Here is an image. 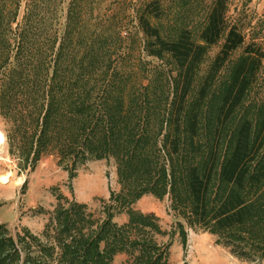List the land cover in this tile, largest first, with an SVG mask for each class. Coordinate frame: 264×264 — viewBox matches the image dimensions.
Wrapping results in <instances>:
<instances>
[{
  "label": "trees",
  "instance_id": "trees-1",
  "mask_svg": "<svg viewBox=\"0 0 264 264\" xmlns=\"http://www.w3.org/2000/svg\"><path fill=\"white\" fill-rule=\"evenodd\" d=\"M47 3L0 0V115L11 121L13 134L20 136L19 150L27 148L31 164L52 151L58 154L59 163L69 159L73 168L80 159L113 157L119 178L135 179L136 184L117 197L115 209L105 205L100 223L88 219L85 204L71 201L58 207L57 203L56 224L52 233H45L46 243L23 233L21 240L28 242L29 249L24 259L20 258V241L5 235L0 224V264H112L116 255L134 253L137 255L131 264H167L165 249L170 244L159 248L153 240V233H161L155 215L131 208L143 193L161 195L159 189L166 185L156 170L155 134L159 125L153 122L150 105V97L160 94L149 92V83H140L127 93L118 83L125 76L114 65V43L105 38L96 49L95 43L90 44L81 53L76 44L72 45L73 32L80 23L77 7L67 10L64 30L57 34L46 18ZM162 14L161 0H149L140 8L137 23L145 39V54L158 60L168 58L174 67L168 114L165 120L161 118V126L165 125L163 146L168 155L179 153L180 126L186 117L189 146L185 175L192 220L196 226L216 233L219 244L233 257L264 264V101L258 107L257 121L245 118L236 127L232 147L219 170L226 188L221 195L208 198L222 132L248 91L261 75L264 77V16L246 41L237 18L229 16V0H213L196 43L186 27L179 29L174 39L162 37L150 22L159 20ZM57 42L54 58L47 61V54ZM218 44L219 51L197 99L186 109L207 47ZM66 49L71 51L67 54L71 69L66 66L62 71ZM239 49L241 55L232 67L215 114L212 143L201 160L202 145L195 140L200 108L208 90ZM67 71L72 74L68 76L64 73ZM143 163L146 167L140 171ZM74 176L73 171L69 179ZM169 184L172 189V180ZM122 211L128 219L119 225L113 218ZM252 225L256 229L249 232L250 237L242 231L224 235L233 228ZM32 251L37 255L31 256Z\"/></svg>",
  "mask_w": 264,
  "mask_h": 264
},
{
  "label": "rangeland",
  "instance_id": "rangeland-1",
  "mask_svg": "<svg viewBox=\"0 0 264 264\" xmlns=\"http://www.w3.org/2000/svg\"><path fill=\"white\" fill-rule=\"evenodd\" d=\"M148 1L48 0L49 11L46 18L57 34H61L67 19V10L73 6L77 7L80 23L73 32L72 45L76 44L79 51L83 53L90 44L95 43L96 49L100 40L105 38L111 40L114 43L115 54L112 55L115 60L114 65L125 76L123 82H118L119 85L130 93L134 88H138L140 83L143 86L149 83V92L160 94L158 97L157 95L150 97L152 101L150 105L153 122L157 121L159 125V127L155 126L157 148L155 153L158 158L156 170L166 185L164 189H159L161 195L143 193L131 204V208L137 212L155 215L161 233H153V240L159 248L170 244L165 249L167 264H250L233 257L228 249L219 244L216 233L196 226L192 220L185 175L189 146L186 117L183 118L180 126L179 153L168 155L167 149L163 146L165 125L163 123V127L161 126V118L165 120L168 114L172 97L171 76L173 77L175 72L168 58L158 60L148 57L143 50L145 39L138 27L137 14ZM161 2L163 14L159 20L150 19L152 26L159 29L162 37L169 39H174L179 29L186 27L191 31L193 41L198 43V33L213 0H161ZM254 7L251 0H229V16L231 19L237 18L238 24L243 27L246 41H249L253 32L257 30L262 17L256 14ZM57 45L58 42L53 45L49 55L47 54V61L54 58ZM219 48L220 44L207 47L205 58L196 72L186 109L197 99L198 90ZM67 54H71L69 49H66V56L61 62L62 71H66V66L71 69ZM240 55V49L233 54L231 62L223 68L213 86L208 90L200 108L195 140L202 145L201 160L212 143L215 114L232 67ZM36 57L39 58L40 55L37 53ZM47 72L49 77L51 69L48 68ZM64 73L68 76L72 74L70 71ZM263 101L264 77L261 75L222 132L218 146V164L211 183L209 199L214 195H221L226 188L219 178V170L222 160L232 147L236 127L245 118L252 119L253 122L257 121L258 107ZM161 127L162 130H160ZM12 129L11 121L0 115V132L4 137V144L0 147V177L11 174L8 183L0 180V224H3L2 231L5 235L12 236L16 242L20 241L18 244L20 258L24 259L29 250L28 242L21 240L23 233H28L42 243H46L45 233H52L56 224L54 209L57 203L58 207L67 206V203L71 201L85 204L84 211L90 214L88 219L100 223L105 216V205L111 204L115 209L117 197L125 195L128 188L136 184L135 179L121 180L119 178L118 163L113 157L98 160L80 159L73 168L69 159L59 163L58 154L52 151L41 155L34 164H31L27 148L21 147L19 150L20 136H15ZM66 165L68 168H64ZM145 167L143 163L140 171ZM73 171L75 176L70 180L69 174ZM171 180L172 189L169 184ZM160 181L157 183V188L160 186ZM56 195L59 196L58 200ZM127 219L128 215L125 211L117 213L113 218L119 225L125 223ZM255 229V225L246 228L236 227L225 231L224 235L242 231L250 237L249 232ZM34 252L30 253L31 256L37 255ZM136 255L137 253L116 255L112 264H131Z\"/></svg>",
  "mask_w": 264,
  "mask_h": 264
},
{
  "label": "crops",
  "instance_id": "crops-1",
  "mask_svg": "<svg viewBox=\"0 0 264 264\" xmlns=\"http://www.w3.org/2000/svg\"><path fill=\"white\" fill-rule=\"evenodd\" d=\"M255 5V12L258 16H264V0H251Z\"/></svg>",
  "mask_w": 264,
  "mask_h": 264
},
{
  "label": "bare ground",
  "instance_id": "bare-ground-1",
  "mask_svg": "<svg viewBox=\"0 0 264 264\" xmlns=\"http://www.w3.org/2000/svg\"><path fill=\"white\" fill-rule=\"evenodd\" d=\"M4 144V137L0 132V147ZM11 174H6L0 177L1 182L8 183L10 181Z\"/></svg>",
  "mask_w": 264,
  "mask_h": 264
}]
</instances>
